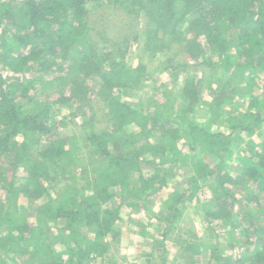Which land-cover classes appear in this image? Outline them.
<instances>
[{
  "label": "trees",
  "instance_id": "obj_1",
  "mask_svg": "<svg viewBox=\"0 0 264 264\" xmlns=\"http://www.w3.org/2000/svg\"><path fill=\"white\" fill-rule=\"evenodd\" d=\"M99 3L100 11L111 7L116 19L123 14L126 26L127 18L143 21L139 32L129 26L140 41L137 66L110 60L106 71L112 53H102L91 34L92 8ZM181 55L182 62L176 60ZM145 57L163 75L194 68L204 73L207 67L212 74L187 75L180 85L175 78L167 93L144 99L146 105H128V85L138 91L148 76ZM96 80L98 89L91 88ZM201 80L218 84L210 89L212 101L200 89ZM260 83L264 90V0H0V187L12 179L10 208L0 206V264H116L110 250L120 243L123 213L147 238L146 220L158 218L155 209L168 197L163 207L175 212L160 221L175 226L182 200L194 202L208 223L219 224L228 243L215 246L193 237L194 251L184 249L190 254L186 264H203L201 256L207 257L204 264H264V98L253 101ZM246 97L251 101H241ZM235 98L240 103L231 114H213L215 128L200 129L187 120L194 109L206 114L211 103L223 100L226 107ZM29 102L34 105L27 109ZM65 110L86 125L83 143L58 128ZM103 111L109 125L100 131ZM242 137L248 140L235 157L230 146ZM188 154L199 157L191 161L189 188L170 197L165 189L173 175L164 172L166 161L147 170V157L163 161L174 155L185 163ZM213 155L221 162L212 161ZM225 159L238 168H229ZM7 161L13 164L11 177L4 170ZM16 181L25 187L18 189ZM46 182L61 185L60 193H50ZM21 197L39 203L34 215ZM186 228L177 232L184 236ZM241 240L246 250L238 254Z\"/></svg>",
  "mask_w": 264,
  "mask_h": 264
},
{
  "label": "rangeland",
  "instance_id": "obj_2",
  "mask_svg": "<svg viewBox=\"0 0 264 264\" xmlns=\"http://www.w3.org/2000/svg\"><path fill=\"white\" fill-rule=\"evenodd\" d=\"M102 7L100 6V3L93 5V8H92L93 12H92L91 20L92 22H94V26H92L91 28L93 29L91 34L95 40V43L98 44L99 50H101L102 53L104 54L112 53V55H107V60H106L107 70L106 71H110V67H109L110 60H115V63L119 65H126L127 67L137 66L140 61L139 56L141 55V52H140L141 47L139 46L140 41L139 40L136 41L133 38L132 34H129L131 33L129 26L133 25L135 31L139 32L141 31L140 29L143 28L142 26L143 21L139 20L140 22H136L135 19L133 21L132 18H127V20L125 21H127L130 24H127L126 26L122 20L123 17H121L123 14L117 13V15L120 16V18L116 19L115 18L116 14H114V12L112 11L113 9L111 7L108 8L107 6H104V7H107L108 12H106L107 9L100 11V8ZM125 35H129L128 41L124 39ZM124 41L125 42L127 41V42L125 43ZM145 58L146 59L144 60V62L148 66V70L146 71V74L148 76L146 77V80L145 78L142 80V82H144V85L141 87L143 88H140V89L137 88L139 89L138 91L136 90L134 91L133 89L129 91V88L131 85H128L129 88H126L127 95H128L127 98L129 96L130 98H128V101H125L127 102L128 105L132 104L131 102L137 103L138 101L146 105V102L144 101V99H147L149 97H157V94L158 93L162 94L163 91L167 93L168 91H166L165 88H167L168 90H172L173 81L175 80V78L178 79V80H175V83L176 84L178 83V85H180V83L183 82L182 77L184 78L187 75L188 77L196 76V75L200 76L201 73H203L201 72L200 69L194 68V69H189L187 72L184 69H178L175 72L173 71L174 74H170L171 72H169V75L168 74L163 75L159 69H156V67L147 63L148 58L147 57ZM159 59H162V58L160 57ZM177 59H179L178 61L182 62L185 59V56L181 55L180 57H177L176 60ZM151 62H153V60ZM154 63H158V60H156ZM208 69H209L208 67L205 68V72L203 73L204 76L205 75L209 76L212 74L211 71L208 72ZM5 73H6L5 75H7V72ZM205 78L206 77H204V79ZM99 83L101 82L98 80L90 81L89 85L91 88L98 89ZM262 85L263 83L260 86L255 87L254 95L256 96V98L253 99V101L262 100L264 98V90L262 88ZM125 87H127V85H125ZM199 87L202 91L205 92L204 94H205L206 99H208L209 101H212L210 97V93H209L210 89H214L218 87V84H216L215 82L207 84L206 81L201 80L199 81ZM174 91H175L174 93L178 92L177 89H174ZM115 92L117 93L118 91H115ZM170 93L171 95L174 94L173 92H170ZM123 96L124 95L121 94L119 97L121 98ZM127 98H124V99L126 100ZM159 98H160L159 101H164L163 97H159ZM166 98L169 99L168 97ZM250 99H251L250 97H246L241 101H251ZM222 101L223 100H221L220 102H214V104L211 103V105L207 106L206 114L198 113L196 109H194L193 112H188L187 120L190 123H193L195 127H198L200 129L202 128L204 129L205 127L207 129H210V128L212 129V127L215 128L214 126L215 124L212 118L214 117L213 114L217 112L218 114L225 117L231 114L232 110L236 107L235 106L236 103L238 102L240 103V101H238V98H235V100H233L234 101L233 105H228L224 107L220 104ZM21 102H19V104ZM91 103L93 105L95 103H99L100 105H102L100 101H92ZM33 105L34 104H30L29 102L28 104H26V108L30 109L33 107ZM97 106L99 107V105ZM54 108H57V107L54 106ZM97 111L98 109H95L91 113L95 114ZM141 111L144 112L147 110L145 108H141ZM88 114H90V112H88ZM102 114L105 117L101 115L100 122L96 125L97 129H99L100 131L102 129L107 128V126L109 125L108 118H106L104 111ZM166 114L170 116L168 111H166ZM69 115H70L69 111L65 110L64 112L61 113V122L55 121L54 125H57L60 122L58 124V128L61 129V133H63L64 137L65 136L66 137H77L80 140L79 142L83 143L86 138V131L81 130V129L86 127V125L81 123V120L72 119L71 117H69ZM236 120L240 123L241 117L240 116L236 117ZM183 129H186V126ZM221 131L224 134H229L228 132L229 130L226 127V125L221 126ZM181 135L184 136V141L189 140L188 137L186 136V133L185 134L181 133ZM260 135H262V133L258 134V136ZM257 139H258V143H261V140L259 138ZM247 140L248 139L246 137L244 138L242 137V140H239L240 142H234L231 144L230 150H232L233 155L235 157H241V153H243L241 151ZM33 149L37 151L38 149L37 143H35ZM110 149L113 152L114 149L112 147ZM83 153L84 151L82 150L79 151L78 156L82 157ZM190 157H192V154L186 155L187 161L185 163H179L174 155H170L163 161L159 158L147 157L148 160L151 161V164L149 166H146V169L150 170V168L151 169L154 168L155 164H161L166 161L165 162L166 165L163 164L164 172L165 170H171V175L173 176L169 178L168 180V186L165 189V193L169 194L171 197L175 193H184L186 189L189 188L190 177L194 176L192 175L194 173L192 170L191 161L192 160L197 161V159L199 158L195 156L194 158L189 159ZM210 158L212 159V161L221 162V159L220 158L218 159L217 157H215V155L211 156ZM7 162H8L7 164H4V170L7 171L9 173V176L11 177L13 164L9 163V161ZM222 163H224L231 169L238 168L235 164H233V162L227 161V159H225ZM65 164H63V167L67 173L66 177H68L70 170H69V167L64 166ZM64 169L62 168V170ZM80 170L81 168L76 170L78 177H83V175L79 173ZM76 172H73L71 174H75ZM19 176H21V174ZM11 181L12 179L8 177L7 182L2 187H0V206L3 203L5 210L10 208L9 203H8L9 200L7 196V190H8L7 184H9ZM15 183L18 185L19 187L18 189H22L23 187H25L24 183H22L21 181H16ZM83 183H81L80 185H82ZM46 184L48 185L47 187H49L50 193H53L54 196H57L60 193L59 191L62 187L61 185H57L52 182H50V184L46 182ZM199 185L204 186L202 182ZM168 198L162 199V201L159 202L162 206L155 209V217L157 216L159 218L158 221H157L158 218L154 220V222H148L146 218H143L144 221L146 220L145 222L146 224L144 225L146 226L148 224L150 227L149 232H147V229H146V233L148 234V237L145 240L141 239L136 233L134 234L130 233L131 226L129 225V223H131L132 221L128 217L129 216L128 214L123 213L124 221L121 223V225H119V228L121 230L120 235H119V239H121V245L114 244L110 250V255L113 256L112 258L115 259L116 264H163L162 263L163 258H167L168 260L167 264H170V263L186 264V262L190 259V254L187 252V249L185 251L184 249L186 245H188L187 247H191V251L192 252L194 251L191 245L194 244L195 242L197 243V241H195V238L193 239V237H196V238L205 237L206 242L209 243L211 241L213 242L215 246H219L221 243L224 246L228 244L225 234H220L221 229H220L219 224H217L216 222L208 223V221L202 215V207L199 204L198 205H196V203L194 204V202L182 200L181 204L178 206L179 210H177V212H180L182 215V217H180L181 219L179 218V221L181 222L177 223L175 226L169 227L166 221L164 222L160 221L163 218L162 216H167L165 218H168L175 212V208L166 210L163 207L164 202L168 200ZM202 198L204 200L205 197H202ZM170 201L171 199L168 200L166 204L170 203ZM19 202L21 203L22 206H24L26 209L31 211L33 215L37 212V208H39V203L36 202V200L29 198V197L27 198L21 197ZM183 221H186V222H183ZM59 223L61 224V222ZM49 227H52V226L50 225ZM134 228L137 229V227H134ZM179 228H186V229H183L186 231V233L187 231H192V230H197L195 231L197 233H195L196 235H190V234L187 235L184 232V236H182L177 232ZM47 233H48L47 237L52 236L50 229L47 230ZM129 233L131 234V237H129ZM124 236H127L130 239V241L126 242V240L124 239ZM122 240H125V241H122ZM242 241L243 240H241V244H243ZM245 250L246 249L243 244L242 247L237 249L236 253L238 254L243 253ZM164 251H166L167 254H164ZM199 260H200V263H203V264L207 263V257L201 256Z\"/></svg>",
  "mask_w": 264,
  "mask_h": 264
},
{
  "label": "crops",
  "instance_id": "obj_3",
  "mask_svg": "<svg viewBox=\"0 0 264 264\" xmlns=\"http://www.w3.org/2000/svg\"><path fill=\"white\" fill-rule=\"evenodd\" d=\"M129 225L131 226L130 227V233H132V234L136 233L141 239H144V240L146 239L145 237H141L140 230L134 228L135 226H133L131 223H129ZM130 233H129V237H131V234ZM124 239L126 240V242H129L130 241V239L127 236H124ZM125 240H122V241H125ZM117 245H121V240H120V243L117 244Z\"/></svg>",
  "mask_w": 264,
  "mask_h": 264
}]
</instances>
